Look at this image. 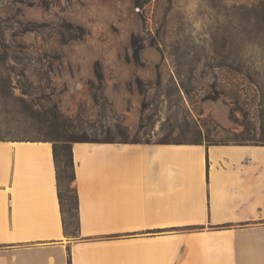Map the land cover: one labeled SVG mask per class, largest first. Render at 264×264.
<instances>
[{"label":"rangeland","instance_id":"374dc122","mask_svg":"<svg viewBox=\"0 0 264 264\" xmlns=\"http://www.w3.org/2000/svg\"><path fill=\"white\" fill-rule=\"evenodd\" d=\"M141 1L0 0V139L264 142V0Z\"/></svg>","mask_w":264,"mask_h":264},{"label":"crops","instance_id":"0c3cea01","mask_svg":"<svg viewBox=\"0 0 264 264\" xmlns=\"http://www.w3.org/2000/svg\"><path fill=\"white\" fill-rule=\"evenodd\" d=\"M79 232L50 140L0 139V264H264V145L74 142Z\"/></svg>","mask_w":264,"mask_h":264},{"label":"trees","instance_id":"16d2710c","mask_svg":"<svg viewBox=\"0 0 264 264\" xmlns=\"http://www.w3.org/2000/svg\"><path fill=\"white\" fill-rule=\"evenodd\" d=\"M137 4H141V0H136ZM80 33L75 35L73 38H82L85 36L86 29L83 26H79ZM138 35L133 34L132 36V46L134 48V58L136 61L140 60V48L142 47V43H138L137 37ZM95 74L97 79L101 84H103L105 80L104 72L102 71L101 64L99 62L96 63ZM137 84L141 92H145L144 86L145 83L141 78L137 79ZM56 116V120H57ZM66 126V125H64ZM68 126V125H67ZM220 128L225 130V128L219 125ZM119 134L122 138L117 139L115 136L107 135L102 139L97 138V136H89L87 134H74L69 135L66 132H59L54 136L53 142L54 146V157L56 163L57 170V182H58V190L59 197L62 206L63 219L65 224V229L67 232L71 234H77L79 232V197L77 193V188L75 186L76 179V171H75V162L73 158V150L72 145L74 142H141L140 139L129 140L127 138L128 130L124 131L119 128ZM160 142L163 143H199L202 141H194V142H186V141H170V140H162ZM238 144H246V143H254L264 145L263 141H232ZM211 144L218 143H230L226 141L221 142H210Z\"/></svg>","mask_w":264,"mask_h":264},{"label":"built area","instance_id":"2783aa9c","mask_svg":"<svg viewBox=\"0 0 264 264\" xmlns=\"http://www.w3.org/2000/svg\"><path fill=\"white\" fill-rule=\"evenodd\" d=\"M141 8L140 7H137V10H140Z\"/></svg>","mask_w":264,"mask_h":264}]
</instances>
